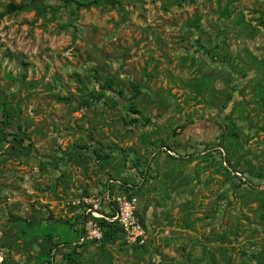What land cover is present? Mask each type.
I'll return each instance as SVG.
<instances>
[{"label": "rangeland", "instance_id": "rangeland-1", "mask_svg": "<svg viewBox=\"0 0 264 264\" xmlns=\"http://www.w3.org/2000/svg\"><path fill=\"white\" fill-rule=\"evenodd\" d=\"M10 4L24 9L0 18V264H264V0ZM105 77L122 95H89ZM18 126L21 144L4 137ZM109 192L137 199L144 244L103 242Z\"/></svg>", "mask_w": 264, "mask_h": 264}, {"label": "trees", "instance_id": "trees-1", "mask_svg": "<svg viewBox=\"0 0 264 264\" xmlns=\"http://www.w3.org/2000/svg\"><path fill=\"white\" fill-rule=\"evenodd\" d=\"M64 1H66V2H75V3H77V5H79V6H85V7H90V5H96L97 6L99 3H102V2L103 3L104 2L111 3V0H94V2H91L90 5L89 4L86 5V4H82V3L78 2L77 0H64ZM23 9H24L23 4H21V5L10 4L9 6H7L6 10L0 14V18L4 17L7 14H12V13H15V12H21ZM97 82H98V84L100 86L101 91L100 90H97V91L96 90H91L89 92V95H92L93 96V93L95 94V97L94 98L96 100H100L101 101L102 98L103 99H108V97L106 96V93H112L113 92V93H118L120 95H122V93H123V91H119L116 88H114L115 87V81L111 77H105L103 79L102 78H99V79H97ZM140 95H141V92L138 89V87L135 86V85H133L132 96L134 97V99L138 98ZM129 112L130 113H133V114H137V115H140L141 114V112L139 111V109H138V107H137V105L135 103H131V106L129 108ZM139 121L140 120L137 119V118H134V120H130L131 124L139 123ZM18 129L22 133V136L21 137H18L17 134H9L8 136H4V137L7 138V139L9 137H12L13 140L16 143L21 144L22 142H24L25 137H27L28 134L26 133V130L23 129V131H22V127L21 126H18ZM160 145L162 146V148H165V149L167 148L164 145V143H160ZM166 150L168 152H173V150H170V149H166ZM167 151H165L166 154L168 155L167 157H171L172 158L171 160H175L176 156H173L171 153H168ZM150 167L151 166H150L149 162H147L146 163V167L144 168V170L143 171L140 170V174H141V177L142 178H145V175L151 170ZM238 179L240 181H244L243 180L244 178H242V176H240ZM137 186H138L137 183L130 184L128 182H122V187L125 188V190L128 191V193L131 192L130 194H133L132 191H135V188ZM107 189L111 190V183L109 185H107ZM130 196H132V195H130ZM81 220H84L85 221V215L84 216L76 217V222L77 221L79 222ZM140 220H141V222L143 224L145 223L144 222V219L142 217H140ZM99 224L102 226V229L104 230V232H103V235H104L103 242L106 243V244L113 242L114 237H115L117 231H119L121 233L124 232L123 229L120 226H118L116 223H110V222H108V221H106L104 219L99 220ZM70 226L72 228L75 227V225L73 226V224H70ZM144 226L146 227V224H144ZM83 234H84V231L81 230L80 233H79V239H81V237L83 236ZM84 244L85 243H80L79 244V242H75L73 244V247H82ZM56 247H59V245H57ZM52 258H53V256H51L50 251H49V256L43 262V264H52L53 263L52 262Z\"/></svg>", "mask_w": 264, "mask_h": 264}, {"label": "built area", "instance_id": "built-area-1", "mask_svg": "<svg viewBox=\"0 0 264 264\" xmlns=\"http://www.w3.org/2000/svg\"><path fill=\"white\" fill-rule=\"evenodd\" d=\"M105 200L110 205V211L105 214L96 213L98 219H104L110 223H116L123 229L124 232H126L132 241L144 244L147 238V232L146 227L144 226L145 223L143 224L140 220V217L142 216H140L139 212L137 211V199L125 197L116 198L113 197L109 192ZM100 231V228H98L93 232L88 234L86 233L81 237V241L79 243L88 241L90 239L101 240L102 233Z\"/></svg>", "mask_w": 264, "mask_h": 264}]
</instances>
